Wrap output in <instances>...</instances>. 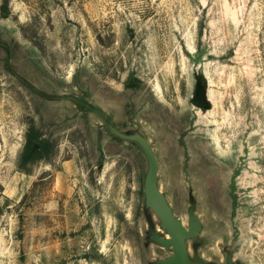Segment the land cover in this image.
<instances>
[{
	"label": "rangeland",
	"instance_id": "374dc122",
	"mask_svg": "<svg viewBox=\"0 0 264 264\" xmlns=\"http://www.w3.org/2000/svg\"><path fill=\"white\" fill-rule=\"evenodd\" d=\"M131 134L191 260L264 264V0H0V264L171 255Z\"/></svg>",
	"mask_w": 264,
	"mask_h": 264
},
{
	"label": "water",
	"instance_id": "95a60500",
	"mask_svg": "<svg viewBox=\"0 0 264 264\" xmlns=\"http://www.w3.org/2000/svg\"><path fill=\"white\" fill-rule=\"evenodd\" d=\"M206 91L202 84L197 85L196 95L193 103L203 109L209 107L206 101ZM129 139L136 140L144 150L148 159V171L144 181L145 202L160 219V225L166 230L169 237H161L155 230L152 224L149 228V235L151 240L170 248L172 254L165 259L156 261V264H204L198 257L191 260L188 256L185 239L198 234L201 223L193 214V209L189 211V228L186 229L184 225L172 213L169 205L164 199V196L159 192L156 186V160L147 144L146 140L139 134L125 135ZM37 147V143L34 144ZM226 264H232L230 255L226 257Z\"/></svg>",
	"mask_w": 264,
	"mask_h": 264
},
{
	"label": "trees",
	"instance_id": "16d2710c",
	"mask_svg": "<svg viewBox=\"0 0 264 264\" xmlns=\"http://www.w3.org/2000/svg\"><path fill=\"white\" fill-rule=\"evenodd\" d=\"M35 143H37V147L34 146ZM48 147V142L40 140L34 127L30 126L25 138L23 151L19 156L18 166L20 170L28 172V165L33 164L35 161L48 155Z\"/></svg>",
	"mask_w": 264,
	"mask_h": 264
}]
</instances>
